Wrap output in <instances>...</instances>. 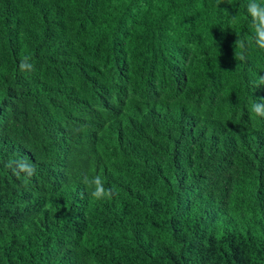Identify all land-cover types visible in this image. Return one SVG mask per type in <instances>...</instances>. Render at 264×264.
<instances>
[{
    "label": "trees",
    "instance_id": "trees-1",
    "mask_svg": "<svg viewBox=\"0 0 264 264\" xmlns=\"http://www.w3.org/2000/svg\"><path fill=\"white\" fill-rule=\"evenodd\" d=\"M247 3L0 0V264H264Z\"/></svg>",
    "mask_w": 264,
    "mask_h": 264
},
{
    "label": "clouds",
    "instance_id": "clouds-1",
    "mask_svg": "<svg viewBox=\"0 0 264 264\" xmlns=\"http://www.w3.org/2000/svg\"><path fill=\"white\" fill-rule=\"evenodd\" d=\"M247 11L252 18L254 42L259 48L264 49V3L261 0H248ZM25 66V62H21V69ZM28 67L31 66L28 65ZM260 85H264V77L261 76L258 78L256 87L259 88ZM250 111L258 117H264V98L252 101L250 103ZM83 183L91 189L90 195L95 200L111 199L115 195L112 189L104 188L103 180L99 175L85 176Z\"/></svg>",
    "mask_w": 264,
    "mask_h": 264
}]
</instances>
